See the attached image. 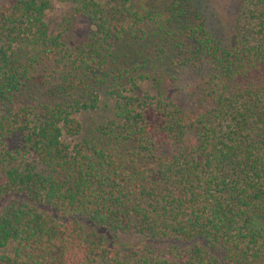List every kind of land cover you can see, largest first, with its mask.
<instances>
[{
  "label": "trees",
  "instance_id": "trees-1",
  "mask_svg": "<svg viewBox=\"0 0 264 264\" xmlns=\"http://www.w3.org/2000/svg\"><path fill=\"white\" fill-rule=\"evenodd\" d=\"M64 1L0 2V264H264V0Z\"/></svg>",
  "mask_w": 264,
  "mask_h": 264
},
{
  "label": "rangeland",
  "instance_id": "rangeland-1",
  "mask_svg": "<svg viewBox=\"0 0 264 264\" xmlns=\"http://www.w3.org/2000/svg\"><path fill=\"white\" fill-rule=\"evenodd\" d=\"M2 0H0L1 2ZM168 0H147L148 7L165 13L166 2ZM206 8L209 21L214 26L221 28V31L226 30V23L231 20V12H227L224 5L225 0H202ZM71 4L64 0H52L50 8L47 10L45 19L52 32L64 29V36L72 43L77 42L81 33H83V21L80 19H67L70 13ZM67 20V22H65ZM86 22V21H85ZM99 107L95 110L89 111L85 115L88 123H93L103 117L105 111ZM104 112V113H103ZM93 116V117H92Z\"/></svg>",
  "mask_w": 264,
  "mask_h": 264
}]
</instances>
